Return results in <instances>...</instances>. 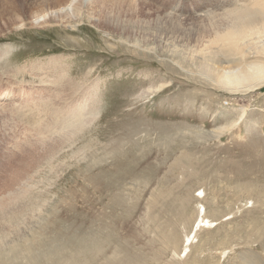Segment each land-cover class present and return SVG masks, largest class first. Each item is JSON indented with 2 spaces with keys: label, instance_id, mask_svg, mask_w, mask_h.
Wrapping results in <instances>:
<instances>
[{
  "label": "rangeland",
  "instance_id": "obj_1",
  "mask_svg": "<svg viewBox=\"0 0 264 264\" xmlns=\"http://www.w3.org/2000/svg\"><path fill=\"white\" fill-rule=\"evenodd\" d=\"M12 1L0 264H264V82L234 95L194 61L261 0H124L100 27L24 28L41 8Z\"/></svg>",
  "mask_w": 264,
  "mask_h": 264
},
{
  "label": "bare ground",
  "instance_id": "obj_2",
  "mask_svg": "<svg viewBox=\"0 0 264 264\" xmlns=\"http://www.w3.org/2000/svg\"><path fill=\"white\" fill-rule=\"evenodd\" d=\"M21 2L24 7L39 5L41 8L40 14L28 16L29 21L23 19L20 21V26L23 28L25 26L50 25L53 22L60 24H68L73 21L82 22L83 19L87 20L89 24L100 27L103 21L109 23L103 17L104 10L125 4L124 0H25ZM11 3L13 4L12 0ZM9 11L5 8L3 15ZM228 14L230 15L226 14L225 17L233 18L236 21H234V25H236L235 23L239 24L234 26L232 23L229 29L225 28L223 32H216V42H214L216 47L212 49L201 47L200 51L196 53L194 61L203 64L212 57L214 66L211 71L212 74H210L214 79L209 78L210 74L201 75L209 78V82L228 89L231 94L245 95L242 92L249 88L256 91L258 85L264 82V0L255 4L254 8L248 7L244 10L229 11ZM0 15L2 14L0 13ZM165 16L183 20L181 17H174L170 14ZM233 20L231 19L230 22ZM157 38L161 41L165 39L166 45L169 47V40L166 35L164 37L157 35ZM133 45L137 47L136 44ZM226 53L236 54L235 61L230 59L234 63L223 58ZM249 56L254 60H247ZM230 63L234 66H228ZM200 67L203 72L209 71L205 65Z\"/></svg>",
  "mask_w": 264,
  "mask_h": 264
}]
</instances>
